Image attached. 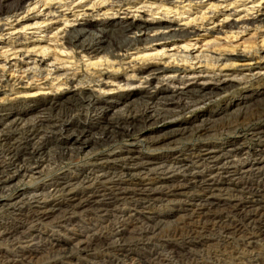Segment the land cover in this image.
Returning <instances> with one entry per match:
<instances>
[{"label": "bare ground", "instance_id": "bare-ground-1", "mask_svg": "<svg viewBox=\"0 0 264 264\" xmlns=\"http://www.w3.org/2000/svg\"><path fill=\"white\" fill-rule=\"evenodd\" d=\"M63 1L0 0V37L25 33L0 51V245L26 243L19 246L20 259L15 245L0 249V264H40L35 256L42 248H48L42 250L47 259L71 264L74 251L84 256L98 245L108 257L102 264L135 257L150 264L144 255L159 249L191 254L192 246L210 241L202 234L208 227L218 231L220 238L211 237L218 242L232 234L227 242L238 246L247 231L257 240L243 242L263 245L264 0H141L142 7L164 12L155 25L134 16L116 20L135 0ZM194 5L205 6L201 16L214 20L223 11L224 21L207 28L192 26L195 17L185 26L170 23L171 12ZM40 7L44 17L28 23ZM232 14L236 18L228 21ZM70 15L105 18H87L61 39L46 35L56 23L65 29ZM7 26L12 31L4 33ZM28 27L40 30L27 35ZM223 98L224 106L218 103ZM169 194L180 201L194 195L204 222L212 210L225 211L228 220H212L201 231L174 225L169 236L181 241L161 240L160 247L141 252L156 231L170 229L142 210L157 212ZM82 214L95 223L91 235L76 237L77 245L54 233ZM51 215L64 228L48 235ZM169 255L165 260L173 261Z\"/></svg>", "mask_w": 264, "mask_h": 264}, {"label": "rangeland", "instance_id": "rangeland-1", "mask_svg": "<svg viewBox=\"0 0 264 264\" xmlns=\"http://www.w3.org/2000/svg\"><path fill=\"white\" fill-rule=\"evenodd\" d=\"M70 1L71 0H64L63 2L65 3V2H70ZM75 1L77 2L79 0H75ZM140 1L141 0H135L134 1L135 5L131 6V7H128V5L123 6V9L120 11V13L117 14L118 18L116 20H119L121 22H125L126 20H128V21L131 20L133 18V16H134L135 20L138 21V22L139 21L144 22V21L149 20L148 22H151V23L154 22L153 25H155V22L164 19V17H162L163 13H164L162 10H159V9L158 10H154V9L151 10V9H149L147 7H142V4H141ZM86 2H87L86 0H83L81 3L83 4V3H86ZM89 3H90V1H89ZM131 5H133V4H131ZM65 6L66 5H64V7H58V4H54V7L57 8V10H63L65 12H67L68 14H71L70 10L67 9V6L66 7ZM88 7H89V5H88ZM202 7L201 6L199 7L198 5H194L189 12H186V13H183V14L182 13L171 12L170 16H172V18L170 20V23L171 24H178V25H181V26H185L183 24V22H185L186 20H188L190 18L195 17L197 19L193 22L192 26H194V25L198 26L199 24H203V27L207 28V27H212V26L217 27V26H219V24H221L224 21L222 19L223 18V11H222V16H216L217 20H214L215 16H213L212 14H209V13H206L208 18L202 17L201 14H202V12H204L205 6H202ZM42 8L43 7H40V10H38V12H37V9L35 11H33V13H32V11L30 12L31 15L29 16L30 20L28 21V23L31 22V21L34 22V20H36V19L40 20V19H42V17H44L43 16L44 12L47 11V10H46V8L45 9L43 8L44 11H42ZM83 8L84 9L87 8V5L85 7H82L81 9H83ZM75 9H77V8H75ZM127 11L130 12V13L127 14ZM218 14H221V12H219ZM36 15L38 17L37 18H33ZM232 15L227 19L228 21H232V20H234L236 18V17H234L236 15H233V16ZM210 16H211V18H209ZM106 17H109V16H106ZM87 18H89L93 22V21H98V20H100L102 18H105V16H103V15L102 16H98V15H90V16H88L87 15V16H84V17L80 16L78 19H76L74 16L70 15L69 16L70 23L67 24V27L65 29L64 28L63 29L60 28L61 26L60 27L58 26L57 28H54L57 25V23H56V24L53 25V29H52L51 32H50V29H49L48 32H45V33H46V35L48 34V36H53V38H55V39H57V38L61 39L65 35L66 31H68L69 29L74 28L75 26L76 27L80 26V24H82L83 21L85 19H87ZM213 21H215V22H213ZM25 23L26 22H24V24ZM11 29L12 28H9V26H7L5 28L4 33L11 32L12 31ZM38 30H40V29H34V28H31V27H28L25 32L27 33V35H30V34H35L36 33L35 31H38ZM23 34H25L24 31H20L18 33H13V34H10L8 36L7 35H3L2 37H0V51L1 50H5L7 48L10 49L11 47H14V45H13L14 40L17 39V38L22 37ZM150 34H153V31H150ZM50 38H52V37H50ZM49 43L50 44H54L53 41H49ZM160 44L161 43H159V42H154L153 46L160 47L161 46ZM257 85H259V86L261 85L262 86V84H257ZM244 89L246 90L247 88H244ZM223 99L220 100V102H218L222 106L226 105L225 102L227 100L226 98H223ZM214 139L215 138H213V140ZM192 141L196 142L195 139L194 140H190L189 142H192ZM142 151L143 152H147V149L145 147H143ZM157 152H159V150ZM80 159H81V157L77 156V157H75L74 161H78ZM254 176L255 175H251V178L257 179V177L256 176L254 177ZM224 181H225V179H223V182ZM225 184L226 183H224V185ZM200 193H202V192L194 191V194H200ZM168 196H170L168 198V200L158 201V205H160V206H158L159 207L158 209H160V210H158L157 212H154L155 210L153 211V210H151L149 208H145L144 210H142L143 216H157L158 215L159 217H161L160 219H162V222H167L170 225V229L168 231H165V232L163 231V233L161 232V233H158L157 235H155V233L159 232V230H158L152 236L150 235L152 237V239L146 240L147 242H149V247L145 248L146 250H142L141 252L150 251V248H152L155 244L158 245V247H160L161 240L171 239V240L177 241V242L181 241V237L180 236H178V237L177 236L176 237L169 236L172 233V231H173V226L174 225H178L179 227H182V225H184L183 228H186V229L187 228L190 229L192 226H194V228L196 227L198 230L201 231L202 226L207 225V224H208V226H210L212 220L219 221L221 218H225L226 221L228 220L226 216H223V215L226 214L225 211L221 212V211L218 210L219 211L218 212V211L212 210L207 215V218H210L211 220L208 221L209 223L208 222H204L205 218H202L203 216L202 217L199 216L200 214H202L201 211H200L201 210L200 207L196 208V206H194V204L197 203V200L193 199L195 197L194 195H192L190 197V200H189V198H186V199L183 198V200H181V201L179 200L180 196H177L175 194H169ZM223 206L224 205L222 204L219 207H223ZM127 207H129V206H127ZM85 209L86 208H84L83 210H85ZM130 210H131V208H130ZM169 210H170V212H168ZM172 211H174V212L171 213ZM128 213H134V212L131 210ZM166 214H170V215L166 216ZM51 216L52 217L49 216V217H47L45 219V220L50 222L49 225L46 228H44V233H48V235H51L53 233V231H52L53 229H57L58 227H59L58 229H60L61 226H62V223L60 222L62 219L60 217H58V215L57 216L56 215L55 216L51 215ZM83 216H85V217H83ZM88 216L90 217V215H85V214H82V215H79V216L75 215V217H73L75 219V221L73 223H70V224L66 225L65 226L66 230L61 231V232H58V230H54V233H58V235H61L60 239H63V237L64 238L65 237H67V238L70 237L71 243L73 245L74 244L77 245L76 237L77 238L78 237L79 238H84L85 234L91 235L92 232H93V229H92L93 228L92 227L93 224L92 225L90 224V222L92 220L88 219ZM54 217H56V218L54 219ZM228 218L232 219V215H230ZM233 218L236 220L238 217H233ZM5 221H6V219H5ZM141 221L142 220H136V221H134L132 223L135 224V225H139L141 223ZM92 222L95 223V221H92ZM183 222H186V224L183 223ZM81 223L84 224V226L87 225L86 227L90 228V231H88V232L84 231L86 228L80 227L79 225H81ZM96 223H97V221H96ZM98 223H99V221H98ZM141 224L139 226H141ZM169 225H167V226H169ZM131 226H132V224L128 223V227H131ZM62 227L64 228V226H62ZM102 230H104V229H102ZM104 231H106V229ZM183 231H185V230H183ZM185 232H187V231H185ZM217 232L218 231H216V230L215 231L210 230V227L204 228L203 231H202V234L205 235V236L208 235L207 239H210V241L207 242V243H204L202 245H198V247L192 246V248L194 250L192 249L191 254H186L185 253L186 249L183 250L180 255H176L175 251H173V250L171 252H169V251L162 252L161 249H159L160 251L157 250L158 254H160L159 256H158V254H152L151 257H149L147 255H144V257L149 258V259L151 258L150 259V264H153L152 262H154V261H155L154 262L155 264H162V263L163 264H219V263L220 264H226L223 261H227V262H229L231 264H241L240 262H242V263L244 262V264H246V263H249V261L251 263H256V260L259 261V259H264V251H263L264 250V244L263 243H262L263 245H261L260 242L258 241L259 243L257 244V246L253 247L252 245H250L248 243L246 244L245 242H243V241H247V240L248 241L249 240L250 241H254V240L256 241L257 240L256 237H252V238L250 237V236H253L251 233H247V231H245L246 232V233L244 232L245 236H240V240L238 241L239 242L238 246L234 247V245H232V243L228 244V242H227V238H230L229 239L230 242L234 241L232 239V237H233L232 234H230L229 237L226 238V240H225L226 243H224V236H223V238L221 240H219V242L217 240L215 241L214 239H212V238H218V237L220 238V236H219L220 234H218ZM164 234H165V236H164ZM213 234L214 235L218 234V236L217 235L214 236ZM211 235H213V236H211ZM162 236H163V239H161ZM56 237H57V235L53 236V238H56ZM155 237H157V238H155ZM194 239L195 240L197 239L196 243H199V241L201 240V238L199 239V237H194ZM198 239H199V241H198ZM24 240L25 239H23V242H21L22 244L21 243H17V240L10 241V242L7 241L6 244L5 243H1L0 249H5L7 251H11L12 246L15 245V248L16 249L18 248V253H16L15 257H18V259H20L22 257V252L19 251V248H20L19 246H23V245L26 244L24 242ZM183 247L187 248L186 245L182 246V249H184ZM91 248L88 250V252L84 256H78L76 254V251H74V253L71 255V256H74L72 258V260H71V264H95V263L96 264H99V263L102 264V262L104 260H108V257H106V252L104 251V248H103L102 245L95 246V249H94V246H93L92 249ZM45 249H48V248H42V250H45ZM245 249H246V251H244ZM42 250L39 251V254L37 252V254H36L37 256H35V258L43 259V262H41L40 264H51L50 263L51 260L52 261L57 260L58 261L57 263L59 264L62 260H65V259H60L59 256H57V257H55L53 259H51V257L47 259V257H46L47 256V251L45 252V251H42ZM247 250H249V251H247ZM161 252H162V254H161ZM165 253H168V254L170 253L169 256H172V258H174L173 261L165 260L166 258L167 259L169 258L168 254H166L167 257H164V256H166ZM182 254H184V255H182ZM233 254H234V256H233ZM261 254L263 255V257H262ZM154 255H156V256H154ZM75 258H78V259H75ZM135 258L136 259L135 260L133 259V261L132 260H128V261H126V262L124 261V263H120V264H139V262L137 261L138 260L137 257H135ZM159 260H160V263H159ZM94 261H95V263H94ZM103 264H106V263H103Z\"/></svg>", "mask_w": 264, "mask_h": 264}]
</instances>
